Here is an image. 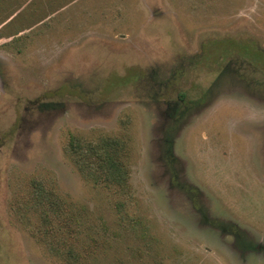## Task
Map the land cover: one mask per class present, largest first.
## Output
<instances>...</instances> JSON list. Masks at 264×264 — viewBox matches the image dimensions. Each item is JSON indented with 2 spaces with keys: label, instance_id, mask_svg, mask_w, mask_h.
I'll return each instance as SVG.
<instances>
[{
  "label": "rangeland",
  "instance_id": "374dc122",
  "mask_svg": "<svg viewBox=\"0 0 264 264\" xmlns=\"http://www.w3.org/2000/svg\"><path fill=\"white\" fill-rule=\"evenodd\" d=\"M0 264H264V0H0Z\"/></svg>",
  "mask_w": 264,
  "mask_h": 264
},
{
  "label": "trees",
  "instance_id": "16d2710c",
  "mask_svg": "<svg viewBox=\"0 0 264 264\" xmlns=\"http://www.w3.org/2000/svg\"><path fill=\"white\" fill-rule=\"evenodd\" d=\"M124 152L125 143L109 136L86 142L70 135L66 146L67 155L85 179L94 181L102 179L108 184L126 190L128 173L121 160ZM31 184L37 196L38 205L45 203L47 211H52L54 206L57 207L58 199L51 195L52 192L48 191L42 182L32 180Z\"/></svg>",
  "mask_w": 264,
  "mask_h": 264
}]
</instances>
